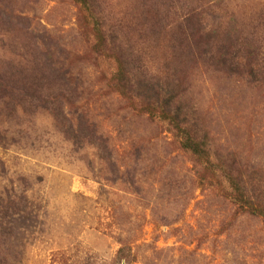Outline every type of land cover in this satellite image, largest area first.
Returning <instances> with one entry per match:
<instances>
[{"label": "rangeland", "instance_id": "obj_1", "mask_svg": "<svg viewBox=\"0 0 264 264\" xmlns=\"http://www.w3.org/2000/svg\"><path fill=\"white\" fill-rule=\"evenodd\" d=\"M103 2L111 21L134 18L143 4L169 12L172 20L196 8L206 29L259 45L263 56L252 63V79L201 60L188 64L185 79L186 99L213 150L237 155L264 176V0ZM0 11L25 33L17 47L0 35V63L19 62L20 55L31 64L39 57L64 73L75 98L67 119L74 127L82 121L101 151L85 148L70 130L63 134L66 121L19 115L11 122L19 141L0 148L7 172L0 187L29 188L25 264H109L118 238L131 248L132 264H264L262 221L236 214L230 201L201 188L193 160L168 127L133 111L109 89L111 65L90 54L75 0H0ZM179 34L151 47L146 61L154 70L167 57V41L175 43Z\"/></svg>", "mask_w": 264, "mask_h": 264}, {"label": "trees", "instance_id": "obj_2", "mask_svg": "<svg viewBox=\"0 0 264 264\" xmlns=\"http://www.w3.org/2000/svg\"><path fill=\"white\" fill-rule=\"evenodd\" d=\"M103 1L75 0V3L79 32L87 41L90 54L95 60L104 59L111 65L105 74L109 89L118 93L133 111L168 127L179 149L193 160L201 188L211 189L230 201L236 214L259 218L264 226V176L237 155L213 150L200 114L186 99L185 79L188 64L199 60L224 73L245 72L252 79L256 72L252 63L261 59L262 49L257 44H246L247 38L238 33L230 37V31L206 29L196 8L181 17L174 14L176 18L172 20L169 12L160 13L158 8L143 4L144 9L137 11L134 18L111 21ZM2 16L0 11V35L12 39L14 44L10 46L17 47L19 36L25 33L15 28L10 17ZM173 32L180 33L179 37L175 43L167 41V57L154 70L146 61L153 57L151 47L157 46L156 40L161 41ZM183 34L186 35L181 38ZM15 56L20 58L19 62L0 63V148L18 145L19 132L18 137L17 132H11L14 128L11 122L19 115H41L58 124L66 121L68 129L62 130L63 134L70 130L75 138L84 140L85 148L98 151L97 144L90 140L94 137L85 134L82 121L74 127L67 119L75 98L65 85V74L42 58H33L29 64L20 55ZM5 168L0 160V177L7 175ZM28 190L22 184L0 187V264H25L26 246L22 241L27 237L24 226L32 210ZM117 242L119 248L109 264L135 263L128 258L131 248L121 238Z\"/></svg>", "mask_w": 264, "mask_h": 264}]
</instances>
